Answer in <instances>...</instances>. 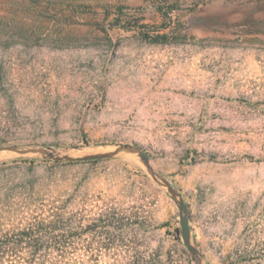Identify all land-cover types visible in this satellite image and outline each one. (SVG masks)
Instances as JSON below:
<instances>
[{
  "label": "rangeland",
  "instance_id": "374dc122",
  "mask_svg": "<svg viewBox=\"0 0 264 264\" xmlns=\"http://www.w3.org/2000/svg\"><path fill=\"white\" fill-rule=\"evenodd\" d=\"M0 264H264V0H0ZM56 221L38 241L18 232Z\"/></svg>",
  "mask_w": 264,
  "mask_h": 264
},
{
  "label": "water",
  "instance_id": "95a60500",
  "mask_svg": "<svg viewBox=\"0 0 264 264\" xmlns=\"http://www.w3.org/2000/svg\"><path fill=\"white\" fill-rule=\"evenodd\" d=\"M0 151H14L19 153H27V152L38 153L57 161H86L91 159H102V158L110 157L118 152L125 151V152L138 154L142 162L151 170V167L148 162L149 161L148 154L140 150L139 148L131 145H119L112 152L97 153L93 155H81L76 157L69 155H58L52 151H48L46 149L37 148V147L23 149L17 146L10 145V146H1ZM151 172L153 175L157 176L160 179L163 185L166 186L170 197L176 203L178 208V217H179V228L177 231L180 233L183 243L187 246L192 256L196 257L199 254V252L192 241L191 228L188 221L186 203L184 202L180 193L176 191L164 177L155 174L152 170Z\"/></svg>",
  "mask_w": 264,
  "mask_h": 264
},
{
  "label": "trees",
  "instance_id": "16d2710c",
  "mask_svg": "<svg viewBox=\"0 0 264 264\" xmlns=\"http://www.w3.org/2000/svg\"><path fill=\"white\" fill-rule=\"evenodd\" d=\"M98 159H91V160H86V161H67V162H62V161H57L56 163H61V165H73V164H84V163H89V162H97ZM58 227L56 221H51L49 224H44V223H38L35 224L33 227H25L24 229H21L18 232L19 239L15 242L17 244L21 243L23 240H28L30 241H38L39 236H41L43 233H46L48 231H51L53 229H56Z\"/></svg>",
  "mask_w": 264,
  "mask_h": 264
},
{
  "label": "bare ground",
  "instance_id": "6f19581e",
  "mask_svg": "<svg viewBox=\"0 0 264 264\" xmlns=\"http://www.w3.org/2000/svg\"><path fill=\"white\" fill-rule=\"evenodd\" d=\"M0 152H3V151H0ZM5 152V151H4ZM5 156H7V153H0V158H3V157H5Z\"/></svg>",
  "mask_w": 264,
  "mask_h": 264
}]
</instances>
